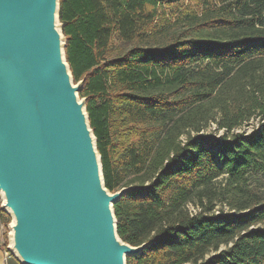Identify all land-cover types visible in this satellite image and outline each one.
Here are the masks:
<instances>
[{"label":"trees","instance_id":"obj_1","mask_svg":"<svg viewBox=\"0 0 264 264\" xmlns=\"http://www.w3.org/2000/svg\"><path fill=\"white\" fill-rule=\"evenodd\" d=\"M60 20L105 185L132 186L118 234L153 239L127 264H264V0H60Z\"/></svg>","mask_w":264,"mask_h":264},{"label":"water","instance_id":"obj_2","mask_svg":"<svg viewBox=\"0 0 264 264\" xmlns=\"http://www.w3.org/2000/svg\"><path fill=\"white\" fill-rule=\"evenodd\" d=\"M60 0H0V198L21 264H127L90 125L66 57Z\"/></svg>","mask_w":264,"mask_h":264},{"label":"rangeland","instance_id":"obj_3","mask_svg":"<svg viewBox=\"0 0 264 264\" xmlns=\"http://www.w3.org/2000/svg\"><path fill=\"white\" fill-rule=\"evenodd\" d=\"M188 4H190V6L196 7L194 3H188ZM186 7L188 8L187 4L184 5V7H180L181 11H179L177 9H171L169 7H164L159 11V17L160 18H158L157 21L162 20V18H163V20L170 19L173 21L177 15H179L181 12L186 10ZM174 23L175 22H173L172 24H174ZM215 116H216V118H219L220 113L217 112ZM259 120H260V118L258 116H254L248 122H246L242 126L236 128L235 132H242V131L250 132L258 124ZM224 132L225 131L223 129H218V124H217L216 120H209L205 124V127L202 128V130H201V133L212 134V135H216V136H221ZM186 137H187V134L184 133L183 135H181L180 139L185 140ZM224 184H225V180L223 179V177L222 178L220 177L214 184L215 185L214 190L216 192L221 191L222 188L224 187ZM259 187H260L261 192L264 193V178L262 179V182L259 183ZM203 201L205 203H208L206 198H204ZM214 205H215L214 211H219L221 209H224L226 211L229 210V206L221 200H214ZM195 208H196V206L194 204L190 205V209L192 211H195L196 210ZM10 220H11V218L6 213H4V212L0 213V222L2 224V230H3L2 238L0 240L1 246H4L6 243L8 245V243H9L7 234H8V224H9ZM222 248H225V246L223 245Z\"/></svg>","mask_w":264,"mask_h":264},{"label":"crops","instance_id":"obj_4","mask_svg":"<svg viewBox=\"0 0 264 264\" xmlns=\"http://www.w3.org/2000/svg\"><path fill=\"white\" fill-rule=\"evenodd\" d=\"M2 224L0 222V240L2 238ZM0 264H21L12 254L0 245Z\"/></svg>","mask_w":264,"mask_h":264}]
</instances>
